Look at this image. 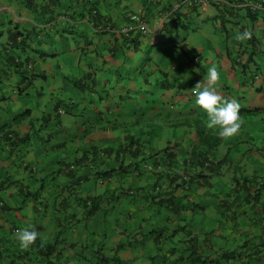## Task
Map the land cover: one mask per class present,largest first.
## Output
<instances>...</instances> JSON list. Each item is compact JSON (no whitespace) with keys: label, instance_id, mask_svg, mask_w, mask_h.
<instances>
[{"label":"crops","instance_id":"1","mask_svg":"<svg viewBox=\"0 0 264 264\" xmlns=\"http://www.w3.org/2000/svg\"><path fill=\"white\" fill-rule=\"evenodd\" d=\"M30 1L38 12L30 7L29 1L27 7L21 0H0V29H6L8 34L5 49L12 48L14 55L6 58L11 70L14 68L10 74L0 68V84L4 88L0 90L3 96L0 105L8 108L5 94L10 92V96H19L15 97L17 102L21 97L22 106L32 112L27 106L30 101L26 100L29 90L40 81L47 83L46 89L38 86V99L33 101L44 107V113L35 118L36 125L50 124V129L43 137L41 128L39 133L34 129V134H30L26 120L1 121L0 126L8 122L10 125L0 130V183L22 176L24 182L18 185L34 192L36 197L20 200L17 184L2 191L0 198L11 210L0 212V235L9 237L8 233L13 235L18 229L32 225L40 233L33 243L35 248L44 246L52 234L60 231L59 235L68 243H104V253L108 255L124 243L126 246L116 256L125 264H173L176 257L187 255L190 244L182 241L195 236L196 252L210 264H264V189L258 201L251 204L248 193L255 183L253 186L250 182L236 183L234 176L226 184L215 182V175L189 183L172 180V176L179 178L186 170L192 172L187 158L195 133L178 116L196 109L191 98L193 92L186 88L185 81L193 88L215 63L220 71L215 86L223 97L238 99L241 108L245 103L264 110V74L257 72L258 61L264 63V10L251 13L238 6L247 0H222L218 7L180 9L168 14L177 0H94L102 19L116 26L126 20L129 12L142 10L149 33L131 45L117 36L91 35L87 0ZM41 14L49 17V22L45 23ZM181 17L186 22L208 21L210 17L211 28L204 30L205 45L192 47L200 55V61L194 60V70H188L185 61H179V71L172 72L162 57L171 56L180 46L174 40L177 32L168 33L165 20L170 18L172 25L177 26ZM12 27L15 32L26 34L17 38V45L16 41L14 45L8 44L16 35L9 32ZM245 28L251 31V37L243 41L234 39V33ZM2 36L3 33L0 39ZM81 37H86V41ZM48 41L50 48H46ZM196 41L203 42L193 35L191 43ZM95 43L101 51L108 46L119 50L115 60L106 57L102 69L112 70L113 66L124 67L125 73L129 71L127 87L120 88V93L125 94L127 111L117 115L113 129L109 124H101L105 117L95 115L90 109L93 106L84 107L81 82L89 83L93 75L97 81L101 74H90L87 68L94 61ZM169 44L174 48L166 47ZM41 45L44 50L35 49ZM154 46L161 52L152 53L150 48ZM4 75L13 79V91L5 89ZM142 79L146 81L140 87ZM116 98V95L107 97L101 106L105 110L115 108ZM59 103H69L71 111L58 114ZM82 121H87L86 127ZM8 133L13 134L12 140L7 139ZM23 137H27L25 143ZM125 137L137 141L139 155L119 152ZM242 141L244 138L214 154L220 160L230 158L231 163L219 164L225 165L226 171L243 159L245 151L232 150ZM135 144L130 150H135ZM166 147L171 148L176 163L170 170L156 171L153 158L149 157ZM119 161L129 165V172L111 176L109 181L99 184L96 173L115 168ZM149 165L152 168L148 169ZM249 172L264 179V167ZM239 175L248 173L244 170ZM178 183L181 185L174 187ZM97 196L99 212L85 217L81 199ZM244 243L235 258L221 257L225 251H237ZM158 248L162 257L149 259ZM66 253L72 254L73 250L67 248Z\"/></svg>","mask_w":264,"mask_h":264},{"label":"trees","instance_id":"2","mask_svg":"<svg viewBox=\"0 0 264 264\" xmlns=\"http://www.w3.org/2000/svg\"><path fill=\"white\" fill-rule=\"evenodd\" d=\"M22 2H25V5L28 7L27 2L29 1V5H32V1L30 0H21ZM89 7L87 9L86 16L90 19V28H91V35H95L96 37L104 36V35H110L114 37H120L124 39V41H127V44H133L135 40H137L141 34L138 31L131 30L127 33H121L120 30L123 28L126 23L129 22V15L130 14H139L142 16V14L139 12L140 9L136 11L129 12L126 16V20L120 25L116 26L113 22L107 21L106 19H102V16L100 13H98L96 2L94 0H87ZM176 2H182V0H177ZM174 2V3H176ZM173 3V4H174ZM36 6V5H35ZM34 5L30 6L33 7V9L37 11V8H35ZM199 5L193 4L192 6L185 8L183 6L179 7L177 11L180 9H192L196 8ZM173 8V5L171 6V9ZM43 16L44 22H49V17H46L44 14H41ZM143 17V16H142ZM140 18V17H139ZM11 21V20H10ZM10 33L15 32V27H12L9 30ZM120 33V34H119ZM13 41H8V44L11 42V44L17 45V38L19 37H26V34H22L21 31H16ZM84 41H86V37L83 38ZM4 44L7 45V42L5 41ZM104 51H101L96 43L94 44L93 48V63L87 64V68L90 71V74L93 73H101L99 74V80L90 77V81L88 82H81L82 87L84 88V97H85V108H90L93 106V108H90L93 113L99 117H105L103 121H101V124H104L103 126L110 125L113 129L115 128V122L117 121V115L121 112H126L127 108H125V94L120 93V88H126L127 83L126 80L129 78V71L125 73L124 67H121V69H117V67L112 66V70L109 69H102L103 61L108 58H113L114 60L119 54V50L117 47H105L103 49ZM125 51V50H123ZM97 58V59H95ZM96 60V62H95ZM112 65V63L108 62ZM239 64V63H238ZM13 67H16L15 64H12ZM115 65V64H114ZM116 69V71H114ZM3 71V70H2ZM12 71L11 68L9 69V72ZM114 71V72H112ZM16 73V72H15ZM137 73V72H136ZM6 76V75H5ZM139 76V75H138ZM26 79L27 77H23ZM9 78L5 77L3 79L2 83L6 85V82L9 83ZM146 80H141L139 83V86H143L145 84ZM1 86V84H0ZM150 94V91H146ZM109 95V96H107ZM117 96L115 101L113 102L115 108H103L101 105L104 101L108 98H113L114 96ZM194 96L193 93H191V98ZM0 98H3V96H0ZM111 100V99H109ZM82 104V103H81ZM93 104V105H92ZM74 105H78V103L74 102ZM80 105V104H79ZM57 106V107H56ZM56 109L59 110L57 113L64 115L66 112L69 113L71 110L68 104H62L59 103L56 105ZM117 108H120L119 110ZM173 106H171L170 109H172ZM263 109L260 108H241L240 114L247 113L252 114L250 116H253L256 112H263ZM31 114L30 109H25L23 112H20L18 115H14L10 122H17L18 121H27V118ZM179 121L186 122L190 128L194 130L195 138L192 140V147L190 148L189 157V165L192 169V172H188L186 170V173L183 175H180V177L172 176L173 182L181 181L182 183H189L192 181H195L199 178H205V177H215L219 175H222V171L219 169V164H222L224 162L231 163L229 157H225L224 160L218 159V157H215L218 159L217 162L215 161V156L218 152L219 146L222 144L224 138L219 137L212 129L208 128L205 125L206 122V113L199 108L198 110H194L191 112H185V113H178ZM245 116V115H242ZM184 117V119H182ZM108 118V120L106 119ZM116 120V121H115ZM10 122L3 124L0 126V130H4L7 128V126L10 125ZM28 122V121H27ZM29 128L30 124L28 122ZM50 126V124H49ZM102 129L104 127H101ZM86 133V131H84ZM8 140L13 139V134L8 133ZM126 142L124 145H121L119 147V152L129 151L130 153H134V156L139 155V151L136 146L137 141H131V137H125ZM27 140V137H23L22 141L25 143ZM135 144V150H130L131 147H133ZM137 145H139L137 143ZM129 148V149H128ZM170 147L163 148L159 151L154 152L149 158H153V168H156L157 171H161L162 169H168L172 168V166L175 165L176 161H174V153L170 150ZM158 154H161V156H157ZM157 156V157H156ZM176 158V157H175ZM72 166V165H71ZM70 168V166H69ZM74 167L72 166L71 169ZM129 165L125 164L123 165V161H119L118 165L115 168H108L104 169L100 172H97L95 176L98 178L97 182L99 184H103V182L109 181L111 176H116L119 173L124 172L127 174L129 172ZM158 168V169H157ZM234 173V172H233ZM173 175V174H172ZM215 175V176H214ZM213 176V177H212ZM237 177V176H236ZM234 177V182H238V180ZM101 178V179H100ZM242 184H248L250 182L252 186L255 183L254 188L251 190V192L248 193V197L250 199V203L254 204L258 201V197H260V192L262 189H264V179L256 177L255 179H248L249 175L237 177ZM16 184V181H10V182H2L0 183V193L2 191L4 192L6 188L13 186ZM181 184H176L174 187H179ZM18 193L22 194L23 192V199L22 201H25L29 198L35 199L34 192L29 191L27 188H23L21 186H18ZM176 189V188H175ZM40 194V193H39ZM22 196V195H21ZM100 199L99 196L97 197H89L81 199L82 208H84L85 217H89L91 215L96 214L100 210V205H98V200ZM8 209V210H7ZM11 210L10 207H6V205L3 204L2 199L0 198V212L9 211ZM18 210V209H17ZM59 232H55L49 237V241L43 246L39 245L37 248L35 246L31 245L27 248H21L13 245H18L16 240L14 239L12 233H8L9 237L5 235H0V264H125L120 258L116 255H118L120 250L124 249V243H120L114 250H112L111 254H105L104 253V243H68L65 241V239L61 238L59 235ZM196 237H190L186 240H183L182 243H188L190 244L189 249L186 250L187 255H180L179 257H176L173 260V264H210V262H207L205 258H203L196 249ZM246 243L242 244L238 247L237 251H225L221 257L227 258V259H233L236 257V254L238 251H240L243 247H245ZM67 248H70L73 250L72 254H67ZM160 249L158 248L156 253L152 256H149L148 258H157V256H160ZM162 257V256H160Z\"/></svg>","mask_w":264,"mask_h":264},{"label":"rangeland","instance_id":"3","mask_svg":"<svg viewBox=\"0 0 264 264\" xmlns=\"http://www.w3.org/2000/svg\"><path fill=\"white\" fill-rule=\"evenodd\" d=\"M198 7H204V6H198ZM170 18L165 20L166 23V28H167V32L171 33L172 31H174V33L177 35L175 36L176 40V45L180 46V49H176L177 51L172 54L171 56H165L162 57L163 60L167 63V67L168 70L175 72V71H179V61H185V64L188 68V70L193 69L194 67L193 65L195 64L194 60H199L200 61V55L198 51H192V47H196V45L203 47L205 45V41H204V35H206V32L204 30H209L210 24V17L207 19H203L202 22H197V19H195L194 21H190V22H186L183 20V18H180V22L177 23V26L172 25L173 23L170 22L169 20ZM6 25V22H4ZM197 29L199 30V32H197ZM3 33L2 39H0V68L5 71L6 73L10 74L9 69L10 66H8V63L6 61L7 56L13 55V51L12 48L6 51L5 49V45L4 42L7 39V31L6 29H0V34ZM38 33L36 32V37H37ZM193 35H196L200 38H202V41H196L194 43L193 42ZM47 47L46 48H50L52 45L50 44V41H48L47 43ZM54 47L57 46V42L53 44ZM173 45H167L166 47H169L170 49L174 48L172 47ZM156 46L151 47V52L152 53H160V50H156ZM35 49L41 51L44 50L43 45L41 46H37L35 47ZM183 51V52H181ZM181 52V53H180ZM14 56V55H13ZM27 67V65H25ZM14 70V68H12V71ZM258 73H260L261 75L264 74V63L261 61H258ZM24 74V73H23ZM29 74V73H28ZM188 76H190V74H187ZM5 75L2 77L3 79H5ZM30 77V76H28ZM188 80V79H187ZM186 82V88L192 89L191 87H189L187 81ZM42 85L44 89H46L47 83H44L42 81L36 83L28 92V97H26L27 101H30L28 103V107L32 108V112L31 114L26 117L27 121L30 124V130L31 131L30 134L33 133V130H37V133L40 132V128H41V136L44 137L45 134H47L49 132L50 126H45L42 123L37 124L35 123V118L39 115V113H44V107L42 105L41 102H37L35 104V102L33 101L34 99H38L36 97V91L38 90V86ZM60 85V83H59ZM7 86L5 89H8V91H13L14 90V83H13V79L9 80V83L6 82ZM4 88H1L0 86V90H3ZM264 94V93H263ZM5 96L7 97V102H8V108L6 109L5 106L1 104L0 105V124L1 121H4L5 119H8V121L14 116V115H18L20 112H23L24 109L26 108L25 106H22V100L21 97L19 98V101L17 102L15 100V97H19V96H15L12 95L10 96V92L9 94H5ZM49 96V94H48ZM242 95L240 94V97ZM264 98V97H263ZM193 101L195 102V96H192ZM38 101V100H37ZM195 104L196 109L198 110L200 107L198 105ZM245 103H242L243 107L245 109L247 108H253L252 106H248V105H244ZM263 105V104H261ZM80 108L83 107V105H79ZM3 114V117H2ZM245 115V116H242ZM252 114H247V113H242V125L241 128L239 130V133L233 137L230 138H224L222 144L219 146V149L221 150H225L228 147H231L232 143L236 142L237 140L244 138V141L237 143L235 146L236 148H232V150H236L239 149L242 152L245 151V154L243 156V159H241L239 161V163L237 164H233L232 168L230 171H226V166L225 165H220L219 169L224 171L225 173H222V176H216L214 178L215 182H220L223 184H226L231 180V178L234 177H240V173H242L244 170L247 171L248 175L250 176L248 179H252V178H256L255 173L249 172L251 169L255 168V167H264V112L259 113L256 112V116H250ZM52 121H55L52 117H51ZM18 121V120H17ZM73 122H80V121H73ZM85 122V127L87 124V121H82ZM184 122V121H183ZM206 125V122H205ZM166 129V128H165ZM213 130V129H212ZM215 133L216 131L213 130ZM34 134V133H33ZM217 134V133H216ZM85 136V133H84ZM12 159L14 160L15 163H17V160L12 157ZM25 158H23L22 160H24ZM21 160V161H22ZM18 164V163H17ZM234 172V173H233ZM259 176H262L260 173L258 174ZM21 178L19 179L18 177L14 178V181H16V184L18 185L19 183L23 184L24 180H22V176H20ZM236 177V179L238 181H240L238 178ZM114 180L116 179V177H113ZM262 178V177H260ZM20 186V185H18ZM103 192V191H101ZM24 193V192H23ZM23 193L19 194V199L22 200L23 199ZM3 194L4 193H0V197L3 198ZM22 195V196H21Z\"/></svg>","mask_w":264,"mask_h":264},{"label":"clouds","instance_id":"4","mask_svg":"<svg viewBox=\"0 0 264 264\" xmlns=\"http://www.w3.org/2000/svg\"><path fill=\"white\" fill-rule=\"evenodd\" d=\"M241 4L243 3L238 4L239 8H243L240 6ZM219 5L214 6L218 7ZM178 9L173 10L172 8L171 11L167 13L169 14L172 11H177ZM139 12L143 16L142 10H139ZM143 19L147 26L148 32L146 34L140 33L141 36H145L149 33V28L144 16ZM251 35V31L245 28L243 30H237L234 33V39L243 41L250 38ZM240 62V57H237L236 64ZM219 78L220 71L217 65L213 63L209 66L207 73L203 77V79L201 81H198L191 90L195 96L196 105H198L206 113V126L210 129L215 130L219 137L230 138L239 133L243 122L242 116L240 114L241 104L238 99L225 98L217 91L215 85ZM205 81L207 82L205 83ZM150 168H152L151 165L148 166V169ZM13 235L19 247L27 248L33 245L34 242H36L40 233L34 226L28 225L18 229Z\"/></svg>","mask_w":264,"mask_h":264},{"label":"built area","instance_id":"5","mask_svg":"<svg viewBox=\"0 0 264 264\" xmlns=\"http://www.w3.org/2000/svg\"><path fill=\"white\" fill-rule=\"evenodd\" d=\"M223 3L222 0H182V2H176L173 5V10L178 9L179 7L183 6L188 8L193 4L199 6H211V5H219ZM243 8H246L249 12H258L264 10V0H247L245 3L240 5ZM140 17V18H139ZM129 22L119 31L121 33H127L131 30L138 31L141 34H146L148 32L147 26L143 17L139 14H130L129 15Z\"/></svg>","mask_w":264,"mask_h":264}]
</instances>
